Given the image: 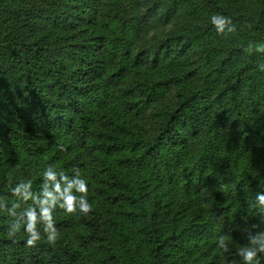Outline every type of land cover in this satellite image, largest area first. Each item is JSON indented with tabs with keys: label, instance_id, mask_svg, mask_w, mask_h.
<instances>
[{
	"label": "trees",
	"instance_id": "obj_1",
	"mask_svg": "<svg viewBox=\"0 0 264 264\" xmlns=\"http://www.w3.org/2000/svg\"><path fill=\"white\" fill-rule=\"evenodd\" d=\"M71 1L60 21L41 10L25 34L15 6L14 27L26 42L66 37L81 20L91 39L82 49L95 46L76 67L55 59L47 68L31 51L32 67L3 70L0 204L16 202L17 211L31 205L10 188L30 179L38 194L42 171L52 165L69 176L80 172L92 210L56 208L55 243L42 233L27 246L23 231L7 235L11 218L0 209V264H242L234 253L250 231H264L255 204L264 191V72L257 68L264 52L256 51L264 44L263 4ZM3 10L5 43L17 56L26 47L7 32ZM214 14L229 17L235 31L217 33ZM154 25L144 61L134 50L141 31ZM169 90L176 103L150 138L147 106ZM221 235L227 253L217 247Z\"/></svg>",
	"mask_w": 264,
	"mask_h": 264
},
{
	"label": "clouds",
	"instance_id": "obj_2",
	"mask_svg": "<svg viewBox=\"0 0 264 264\" xmlns=\"http://www.w3.org/2000/svg\"><path fill=\"white\" fill-rule=\"evenodd\" d=\"M210 23L217 33L235 31L232 20L221 14L212 15ZM256 51L264 52V44L258 46ZM257 68L264 72V63L258 64ZM10 191L19 201H32L31 205L19 211H17L19 204L16 202L10 206L5 203L0 204V209L6 210L11 218L7 225V235L14 238L17 233L23 231L26 236L24 243L27 246H35L41 240L42 233L46 235L49 244L55 243L58 233L53 212L56 208L63 209L67 213L82 214H87L92 210V205L87 199V182L78 170L69 176L63 171L58 172L52 165H48L42 171V184L38 194L33 193L30 179L21 180L11 187ZM255 204L264 212V191L256 192ZM246 237L248 243L239 248L234 255L240 258L242 264H260L258 254H264V231L254 233L250 231ZM13 242L16 241L13 239ZM217 247L225 253L230 251L223 235L218 238Z\"/></svg>",
	"mask_w": 264,
	"mask_h": 264
},
{
	"label": "rangeland",
	"instance_id": "obj_3",
	"mask_svg": "<svg viewBox=\"0 0 264 264\" xmlns=\"http://www.w3.org/2000/svg\"><path fill=\"white\" fill-rule=\"evenodd\" d=\"M260 1L264 6V0ZM69 3L71 4L73 2L71 0H0V5L4 8L3 12L5 11L8 14L10 20L7 32L11 34V36L13 34L15 44L20 45V47H26L25 50L15 56L12 51V46L6 44L5 33L2 32V27L0 25V78H2L5 68L15 66L17 71L20 72L21 70L32 67L34 62H31L29 59L31 58L29 54L31 51H36L35 59L33 60H35L36 63L46 64L48 66L47 68L53 64L55 59L67 60L70 67H76L80 65L82 58L91 55V48H94V43H89L92 45H88L85 50H83L81 46L83 41L87 42L91 40L89 34L81 32L84 25V22L81 20L78 21L81 23H77L71 35L68 34L63 38L46 40L43 35H34L26 42L27 38L20 34H25V26L33 23L34 17L40 15L41 10H47L45 14L46 17L54 19V16H57L60 21V18L63 19L62 17L65 15L66 4ZM15 6H19L18 10L15 9ZM15 10L21 17L20 33L15 30L19 28V26L17 28L14 27L16 20L12 19ZM156 30L158 29L154 25L152 28L141 31L139 44L135 47L134 54L143 55L144 61L148 60L149 54L148 52L144 53L142 51L148 49L146 47L150 40L153 39L154 36H157ZM165 35V32H163L162 37H165ZM96 54L97 52H95L94 55ZM175 95L173 90H169L164 97L159 98L155 103L147 106L144 126L146 128V135L150 136V138L155 134V126L157 122L161 121V115L168 114L175 105Z\"/></svg>",
	"mask_w": 264,
	"mask_h": 264
}]
</instances>
